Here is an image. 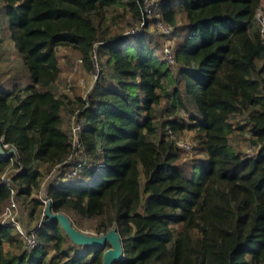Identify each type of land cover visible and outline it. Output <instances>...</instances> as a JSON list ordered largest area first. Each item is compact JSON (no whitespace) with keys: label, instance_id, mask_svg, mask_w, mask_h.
Listing matches in <instances>:
<instances>
[{"label":"trees","instance_id":"16d2710c","mask_svg":"<svg viewBox=\"0 0 264 264\" xmlns=\"http://www.w3.org/2000/svg\"><path fill=\"white\" fill-rule=\"evenodd\" d=\"M156 1L0 0V215L40 210L30 248L0 219V264H103L43 188L77 228L117 226L116 264H264L262 0ZM60 48L88 71L96 49L85 94L59 89Z\"/></svg>","mask_w":264,"mask_h":264},{"label":"rangeland","instance_id":"374dc122","mask_svg":"<svg viewBox=\"0 0 264 264\" xmlns=\"http://www.w3.org/2000/svg\"><path fill=\"white\" fill-rule=\"evenodd\" d=\"M257 16L260 18L264 17V0H262L261 2V6L258 10ZM120 25L121 27L119 26V28L125 29L127 32H135L138 29V25L134 24L133 22L131 23V20L129 18H127V23L125 21ZM168 44L169 43L167 42V47L165 49L166 53L167 49L170 47L168 46ZM58 53L60 55V62L62 64V74L59 78L58 83L59 89L65 91L80 92L82 94L88 92L92 88L99 71V64L97 63V61L94 62V66L91 71H88L87 69H85L80 59L73 51H70L66 48H60ZM184 137L185 138L181 140H186L190 143L192 142V135L190 133L187 132ZM234 141L236 143V146H238L239 148H242L249 152L252 151V147L249 146L248 142H246L241 136H237ZM189 151L190 150H188L186 153L190 154ZM15 202L17 205L16 209L12 211L10 216H8L7 214L4 215L3 212L0 215L1 221L8 222L12 221L13 218L16 221H19V223L24 228L33 229L39 223L38 215L40 213V210H38V208L35 209L34 214L30 216V205H23L21 201L15 200ZM83 230L87 233L94 234L89 229L84 228Z\"/></svg>","mask_w":264,"mask_h":264},{"label":"water","instance_id":"95a60500","mask_svg":"<svg viewBox=\"0 0 264 264\" xmlns=\"http://www.w3.org/2000/svg\"><path fill=\"white\" fill-rule=\"evenodd\" d=\"M13 148L7 152H11ZM0 151L6 153L0 145ZM45 215L48 216L47 221L57 220L65 233L76 244H85L95 247L104 248L103 264H116L123 258L122 238L117 226H113L102 234H91L77 228L68 215L63 212H54L51 209L50 200L47 198V203L44 208ZM109 245L108 247H106Z\"/></svg>","mask_w":264,"mask_h":264},{"label":"built area","instance_id":"2783aa9c","mask_svg":"<svg viewBox=\"0 0 264 264\" xmlns=\"http://www.w3.org/2000/svg\"><path fill=\"white\" fill-rule=\"evenodd\" d=\"M143 3H144V6H143V12L146 16H156L158 17L160 15V12H159V8H158V2L156 0H142ZM259 18V21H260V25H261V29L262 31L264 32V17ZM157 26L162 29L163 31H167L168 28L165 27L162 22L158 19L157 20ZM167 56L170 60H172V54H171V47H169L167 49ZM93 57L95 59V61H97V53H96V49L93 50ZM98 63V61H97ZM78 128H79V124H78V120L77 118L74 119V138H75V152L78 151V140H77V135H78ZM179 144L181 146H183L184 148H186V150H190L191 148V143L189 141H186V140H180L179 141ZM74 172V171H73ZM41 197L43 199V202L47 203V197H46V193H45V189L43 188V191L41 193ZM17 207L16 205V202L14 199H12L10 201V203L6 206L5 210H4V215H8L10 216L12 211L15 210ZM45 214V213H44ZM16 228L17 232L20 234L22 240L24 241V244L27 248H30L32 246L35 245L36 243V234L34 232L33 229H26L24 228L20 223L19 221H16L12 218V221H10Z\"/></svg>","mask_w":264,"mask_h":264}]
</instances>
